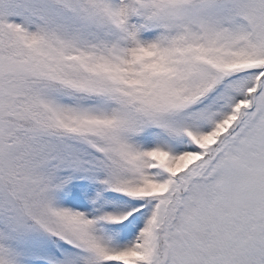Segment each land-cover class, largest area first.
Masks as SVG:
<instances>
[{
  "label": "snow or ice",
  "instance_id": "obj_1",
  "mask_svg": "<svg viewBox=\"0 0 264 264\" xmlns=\"http://www.w3.org/2000/svg\"><path fill=\"white\" fill-rule=\"evenodd\" d=\"M0 264H264V0H0Z\"/></svg>",
  "mask_w": 264,
  "mask_h": 264
}]
</instances>
